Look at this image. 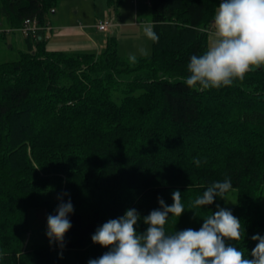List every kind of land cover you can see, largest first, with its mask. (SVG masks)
<instances>
[{
  "label": "trees",
  "instance_id": "obj_1",
  "mask_svg": "<svg viewBox=\"0 0 264 264\" xmlns=\"http://www.w3.org/2000/svg\"><path fill=\"white\" fill-rule=\"evenodd\" d=\"M60 1L0 0V38L29 18L43 28L0 61V264H88L108 250L91 240L99 226L130 208L146 216L158 197L171 205L174 190L186 211L166 230H198L217 200L191 211L188 201L225 178L237 190L226 208L245 229L227 243L250 254L264 236V68L219 89L183 83L220 0H149L159 42L135 64L115 37L98 53L49 49L45 18ZM63 193L74 206L63 245L23 248L30 210L55 215Z\"/></svg>",
  "mask_w": 264,
  "mask_h": 264
},
{
  "label": "clouds",
  "instance_id": "obj_2",
  "mask_svg": "<svg viewBox=\"0 0 264 264\" xmlns=\"http://www.w3.org/2000/svg\"><path fill=\"white\" fill-rule=\"evenodd\" d=\"M143 33L153 43L159 42L153 25H145ZM209 34L210 46L201 55H192L187 64L183 83L189 89L229 87L236 80L242 81L246 74L264 68V0H220ZM138 52L141 57L150 56V49L141 47ZM128 60L137 63V55L129 53ZM194 162L197 166L201 163L199 159ZM232 190L230 178L213 182L188 201L187 209L212 205L216 197L226 199ZM64 195L68 194L57 196L60 203L56 214L47 217L50 244L63 245L65 234L72 227L69 215L74 206L70 198L63 201ZM172 201L167 205L158 197L160 207L146 216L141 217L135 208H130L123 216L103 223L91 240L108 250L88 264H264V236L251 237L257 243L248 255L227 243L241 241L245 236L242 222L228 208L217 205L214 213L200 216L203 223L198 230H166L171 217L179 218L186 211L179 190L172 192ZM141 220L147 226L143 232L137 230Z\"/></svg>",
  "mask_w": 264,
  "mask_h": 264
},
{
  "label": "rangeland",
  "instance_id": "obj_3",
  "mask_svg": "<svg viewBox=\"0 0 264 264\" xmlns=\"http://www.w3.org/2000/svg\"><path fill=\"white\" fill-rule=\"evenodd\" d=\"M117 0H61L55 9H52L46 16V21L49 23L50 44L62 45L66 40V34H61L58 26L63 23H69L75 29L74 34L67 36L68 43L80 41L79 44H86V38L91 36L97 43L100 44L104 36L106 38L115 37L119 53L122 56L128 57L129 53H135L138 56V49L144 47L152 52V41L148 40L143 33L145 25H152V13L149 0H121L120 5ZM103 19H112L114 22H119L121 25L110 27L108 30L98 31L96 23ZM137 20L139 21L137 25ZM61 23V24H60ZM57 25V27H52ZM49 30V31H50ZM5 37L0 38V61L16 60L22 50L26 49L25 35L21 31L5 32ZM107 39V40H108ZM74 42V43H75ZM57 45V47H58ZM64 45V44H63ZM106 45H102L101 50L105 49ZM217 205L226 208L229 205L237 202V190H233L226 194V199L216 197ZM262 211L264 212V192L262 195ZM50 215L44 207H34L30 210V218L32 226L26 233L24 238L25 249H32L35 243L49 242L46 236L47 217Z\"/></svg>",
  "mask_w": 264,
  "mask_h": 264
},
{
  "label": "crops",
  "instance_id": "obj_4",
  "mask_svg": "<svg viewBox=\"0 0 264 264\" xmlns=\"http://www.w3.org/2000/svg\"><path fill=\"white\" fill-rule=\"evenodd\" d=\"M100 19H103V18H100ZM97 23H96V25H97ZM136 23L138 25L139 21L137 20ZM114 25H117V27H119V25H121V24L119 22H115ZM54 27H57V25H54L52 27V29ZM58 29H60L62 31V32H59V33L66 34V36H65V40L66 41L63 43L64 45L63 44L62 45L61 44L58 45L57 42L53 45V44H50V41H48V48L49 49H53V50L60 49V50L71 51V52L72 51H81V52L91 51V52H97L98 53V52H101V48H102L101 46L102 45L103 46L104 45H107L108 40H109L108 38H106L104 36V38L102 40L100 39V44H99V43L96 42V40H94L91 36H89V38H86V41H85L86 44H79L80 41H77V42L74 41L75 43L74 42L68 43L67 36L69 34H71V35L74 34L75 29L81 30L80 27H73L70 24V22H69V23H63V24L59 25L58 28H57V30ZM98 31H101L102 32V30H99V29H98ZM49 32L52 33V30L46 32V35H48L50 37L51 35H49ZM80 32L83 33L82 30ZM51 38H52V36H51ZM49 40H50V38H49ZM209 44H211L210 34H209ZM57 45H58V47H57Z\"/></svg>",
  "mask_w": 264,
  "mask_h": 264
},
{
  "label": "built area",
  "instance_id": "obj_5",
  "mask_svg": "<svg viewBox=\"0 0 264 264\" xmlns=\"http://www.w3.org/2000/svg\"><path fill=\"white\" fill-rule=\"evenodd\" d=\"M113 25H114V21L112 19H100V21L97 23L96 26L99 30H108ZM44 27L46 31L50 30L49 26H44ZM39 29H43V28L38 25L36 19H31V18L26 19L24 26L21 27V30L25 35H29V33H31L32 35L37 36L36 34Z\"/></svg>",
  "mask_w": 264,
  "mask_h": 264
}]
</instances>
